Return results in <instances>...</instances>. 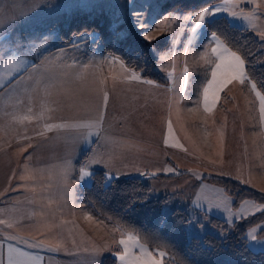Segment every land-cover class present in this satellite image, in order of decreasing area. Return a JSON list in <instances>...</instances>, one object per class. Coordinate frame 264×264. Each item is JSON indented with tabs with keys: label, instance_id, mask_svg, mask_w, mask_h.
<instances>
[{
	"label": "crops",
	"instance_id": "1",
	"mask_svg": "<svg viewBox=\"0 0 264 264\" xmlns=\"http://www.w3.org/2000/svg\"><path fill=\"white\" fill-rule=\"evenodd\" d=\"M69 52L73 56H62L65 61L55 64L58 69L20 74L17 96L19 103H24L21 113L3 122L6 144L0 146V221H4L0 224V264H7L9 245L27 254L20 257L26 264H101L105 257L123 264L115 242L123 239V234L108 224L98 238H83L81 246L67 248L66 253L44 252L37 224L48 222L46 209L50 208L52 214L54 206L40 192L49 191L60 175H78L82 171L90 175L94 171L135 175L137 169L146 175L150 174L147 166H157L173 172L176 180L182 176L188 179V161L194 159L199 164L196 157L188 156V145L192 144L194 153L207 152L200 164L209 166L223 159L225 168L231 166L236 171L231 173L232 181L264 196V146L259 144L263 137L254 134V122L248 125L255 129L253 133L246 127L245 150L235 154L229 150L226 156L221 153L220 133L223 130L233 135L241 120L233 119L237 106L231 98H226V104L222 102L223 93L219 94L206 110V83L192 84L196 88L191 94L185 80L183 90L170 95L165 92L169 84L156 86L147 82L111 56L98 54L96 62H91L90 54L80 55L73 49ZM148 88L153 90L149 94ZM163 119L161 140L158 135ZM185 120L193 125L188 128ZM228 140L224 142L231 146ZM255 146L262 152L254 151ZM170 157H175L174 161ZM153 174L162 177L160 171ZM205 178L209 177L200 178V186L214 196L209 197L203 190L197 199L208 200L214 206L225 203L232 209V198ZM260 206L245 200L234 211L245 207L244 221L258 215ZM248 231H256L257 238L264 237V220L248 229L246 236ZM99 250L103 255L97 256ZM60 256L69 259L61 263Z\"/></svg>",
	"mask_w": 264,
	"mask_h": 264
},
{
	"label": "rangeland",
	"instance_id": "2",
	"mask_svg": "<svg viewBox=\"0 0 264 264\" xmlns=\"http://www.w3.org/2000/svg\"><path fill=\"white\" fill-rule=\"evenodd\" d=\"M163 2L164 0H0V146L6 144L5 139L2 138L3 122L21 113L20 107L24 104L19 103L17 96L20 74L30 70L58 69L55 64L65 61L62 56H69L66 54L73 56V53L69 52L71 49L80 52V55L90 54L91 62H96L98 54L106 55L95 33L74 37L69 46H63L60 26L65 25L73 13L87 12L90 15L103 17L110 28L117 32L118 38L134 34L146 43L166 40V47L158 49L150 46L149 51L156 60V70L166 82L163 85L169 84L165 92H169L170 95L182 91L185 80L188 85L187 92L191 94L196 88L192 84L206 83L204 86H207L216 61L212 48L217 47L218 44L225 46L206 29V23L218 17H225L231 25L252 33L259 43V51L264 53V0H222L198 12L171 11L158 18ZM208 8L213 10L219 8L221 11L215 12V16H205L201 20L200 13ZM115 60L124 67L120 60L116 58ZM132 72L140 76L137 72ZM252 85L248 78L243 83L234 80L220 92L224 96L223 99L220 98L222 102L227 104L226 98H231L233 104L237 106L233 119L236 121L241 119L235 125L233 135L223 130L219 135L221 153L224 156L229 150L234 154L245 150L248 132L255 131L253 127V129L249 127L253 122L256 125L254 134L263 137L260 138L259 144L264 146V122L260 119L259 111L260 98L257 96V89H253ZM151 91L153 90L148 88L147 93ZM228 119H232L231 115ZM163 122L164 119L158 135V139L161 140ZM185 124L188 128L193 125L188 120H185ZM254 134L249 135L254 137ZM226 138L230 139L227 143L231 146L225 144ZM189 147L191 149H189L190 154L187 151L188 156L196 157L199 164L196 165L194 159L188 161L187 170L191 173L188 179L182 176L177 180L176 178L166 180L162 177L173 176V172H166L165 169H159L157 166L154 168L147 166L146 171L150 174L146 175L140 169H137L135 175L106 173L107 182L121 178L140 179L148 186L150 199L164 198L162 213L165 217L175 209L185 210L187 213L185 231L188 238H202L207 234L223 238L228 231L225 233L220 225L211 223V220L218 217L217 220H223L225 227L230 228L243 222L245 207L235 212L225 203L219 202L214 206L208 200L197 199V195L204 193L203 190L209 197L214 196L211 191L200 186L202 184L200 178L231 180V173L236 171L231 166L225 168L223 159L209 166L200 164L205 161L206 150H195L194 153L192 144L188 145ZM254 151L262 152L258 146H255ZM174 158L170 157L173 161ZM158 171L162 176L160 179L153 174ZM81 173L60 175L50 185L49 191L40 192L41 195L46 196L44 200H51L54 206L52 214L50 208L46 209L48 222L37 224V230L42 234L41 241L45 253L51 254L53 250L60 254L66 253L67 248L70 250L81 246L85 240L83 238L96 239L106 230L104 226H107L105 225L107 223L95 218L88 205L78 200V197L80 198L77 193L78 188L90 184V173L84 180L80 179ZM261 213L263 212H259ZM108 226L118 230L117 232H122L126 241L125 245H121L120 239L115 240L116 248L121 251L123 264H130V261L141 256V246L151 252L156 259H160L162 264H175L166 253L142 245L133 235L126 234L119 226L113 224ZM255 232L248 231L247 236L245 235L247 245L253 252L264 251V237L257 238ZM129 237L136 241V246H132ZM160 253H163V256ZM100 255H103L101 250L97 252V256ZM68 259L64 256L58 258L61 263Z\"/></svg>",
	"mask_w": 264,
	"mask_h": 264
},
{
	"label": "trees",
	"instance_id": "3",
	"mask_svg": "<svg viewBox=\"0 0 264 264\" xmlns=\"http://www.w3.org/2000/svg\"><path fill=\"white\" fill-rule=\"evenodd\" d=\"M220 1L164 0L157 16L159 18L171 11L198 12ZM206 29L243 57L248 80L264 96V53L259 51L255 36L231 25L225 17L206 23ZM91 33L97 34L104 54L120 60L127 69L137 72L143 79L162 85L166 83L156 70V60L149 51L150 46L158 49L166 47V40L146 43L134 34L118 38L117 32L110 28L103 17L87 12L73 13L68 22L60 26L63 46H69L74 37ZM162 178L170 180L175 177ZM205 180L220 186L232 198L234 210L245 200L264 204L263 195L235 181L217 178ZM78 195L95 217L136 236L142 245L166 253L175 264H264V251L250 250L245 237L248 229L264 220V212L230 228L225 227L223 221L212 219L211 223L220 225L224 232L228 231L223 238L209 234L202 238H188L185 210L175 209L165 217L162 213L164 198L150 199L149 188L140 179L107 182L103 172L94 171L90 175V184L81 187ZM101 264H116V261L105 257Z\"/></svg>",
	"mask_w": 264,
	"mask_h": 264
},
{
	"label": "snow or ice",
	"instance_id": "4",
	"mask_svg": "<svg viewBox=\"0 0 264 264\" xmlns=\"http://www.w3.org/2000/svg\"><path fill=\"white\" fill-rule=\"evenodd\" d=\"M218 11H221V9H205L200 13L201 20H203L205 16H215V12ZM232 15H235V13H232ZM215 35L216 34L213 33V36ZM81 39H83V37H81ZM212 53L216 56L215 66L211 70V79L207 81V86L203 89L206 110H208L210 102L214 103L219 98L221 90L227 84L234 80H239L243 83L247 79L245 60L236 51L218 44L217 47L212 48ZM252 88L255 89L256 85L253 84ZM257 96L260 98V119L264 122V96H261L259 92H257ZM104 99L107 101V93H105ZM87 175V172L82 171L80 179L84 180ZM257 211L264 212V205H261ZM2 223H4V221H0V224ZM7 238L13 239L14 237L9 236ZM128 239L132 241V246H136V241L133 240L132 237ZM253 239H255V237H253ZM120 244L125 245L126 241L121 239ZM7 251V264H26V261L20 259V257L27 256L26 253L21 252L11 245L8 246ZM160 255L163 256V253H160ZM28 259L31 260L34 258L28 257ZM130 264H162V261L156 259L151 252L141 246V256L130 261Z\"/></svg>",
	"mask_w": 264,
	"mask_h": 264
}]
</instances>
